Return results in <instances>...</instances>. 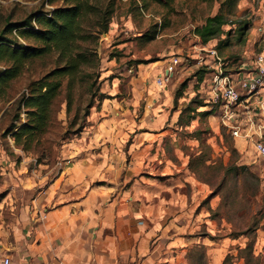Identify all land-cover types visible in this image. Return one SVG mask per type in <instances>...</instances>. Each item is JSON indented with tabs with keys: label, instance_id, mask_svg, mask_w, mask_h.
<instances>
[{
	"label": "rangeland",
	"instance_id": "1",
	"mask_svg": "<svg viewBox=\"0 0 264 264\" xmlns=\"http://www.w3.org/2000/svg\"><path fill=\"white\" fill-rule=\"evenodd\" d=\"M113 2L108 31L95 46L100 57L95 85L86 81L73 89L69 112L63 85L52 123L36 146L23 151L7 131L25 120L18 101L33 81L55 67V56L28 63L0 99V258L19 234L33 235L54 208V196L82 200L93 189L94 198L106 202L131 196L145 204L154 195L179 200L176 213L181 217L167 215L159 230L169 237H154L146 249L141 247L147 253L157 246V262L264 264V156L254 148L256 137L264 142V117L250 120L243 113L233 121L255 133V139L231 133L224 108L206 91L212 90L217 61L205 51L214 48L222 74L236 82L264 53V0H174L171 11L153 2L145 9L141 0ZM55 6H63L62 0L53 5L48 0H0V31L7 21L48 13ZM221 8L232 23L219 39L196 42L193 29ZM154 29L152 40H141L140 35ZM176 56L190 66L177 67L175 77L158 87L155 78ZM182 82L183 100L174 103ZM165 90L173 97L168 109L162 107ZM98 91L106 98L94 97ZM158 95L162 100L154 104ZM195 96L203 105L199 113L184 110ZM93 97L85 116L80 109ZM143 141L152 145L149 153L157 159L145 161L134 152ZM76 182L85 184L77 188ZM148 224L143 222V229ZM171 236L178 239L169 246Z\"/></svg>",
	"mask_w": 264,
	"mask_h": 264
},
{
	"label": "trees",
	"instance_id": "2",
	"mask_svg": "<svg viewBox=\"0 0 264 264\" xmlns=\"http://www.w3.org/2000/svg\"><path fill=\"white\" fill-rule=\"evenodd\" d=\"M56 1L58 0H48V3L53 5ZM141 1L145 9L148 2H153L170 11L174 2V0ZM199 1L213 3L218 0ZM62 3L63 6H55L48 13L36 12L23 20L7 21L0 31V99L5 95L10 83L22 74L28 63L45 56H55V67L33 81L18 101L24 110L25 120L18 126L12 125L7 131L15 146L23 151L36 146L40 137L46 133L53 120L56 99L64 84L66 111L69 112L73 89L86 81L92 87L99 77L98 73H94L100 64L95 46L100 34L108 31L114 2L62 0ZM225 4L220 3L221 6ZM228 16L229 14L221 8L213 16H208L201 25L196 26L193 29L194 35L202 44L219 39L224 33V26L232 23ZM155 32L156 29L152 34L145 32L139 37L143 41H150L154 38ZM113 58L115 55H111L110 59ZM197 80L201 82L202 75ZM185 87L184 82L178 86L174 93V103L182 96ZM96 95L99 97L98 100L106 98L100 91L94 97ZM94 97L80 109L85 112V116L89 115V109L93 107ZM196 97L189 100L184 110L198 112L197 109L203 105L196 101ZM192 104H195L194 108H190ZM210 196L208 195L205 200Z\"/></svg>",
	"mask_w": 264,
	"mask_h": 264
},
{
	"label": "crops",
	"instance_id": "3",
	"mask_svg": "<svg viewBox=\"0 0 264 264\" xmlns=\"http://www.w3.org/2000/svg\"><path fill=\"white\" fill-rule=\"evenodd\" d=\"M194 37L199 42V38ZM206 91L212 93L210 89ZM165 94L167 98L162 107L168 109L173 104L172 92L165 90ZM161 97L158 95L152 102L155 104L162 100ZM135 147L134 152L145 156V161L158 158L156 155L151 157L152 145L144 141ZM84 184L79 182L75 187ZM92 191L82 200L64 201L62 197L57 200L54 196V208L44 214L33 235L30 236V231L16 235L18 238L4 256H8L12 264H171L168 259L163 263L153 259L157 246L147 253L141 252V247L146 249L154 237H169L167 231L159 233V230L167 221V215H173V220L181 217L176 213L179 200L174 195L171 198L154 195L143 204L141 199L131 196L99 201ZM90 204L92 208H84ZM147 220L151 225L143 229V222ZM177 239L171 236L169 246ZM136 256L139 259L135 263Z\"/></svg>",
	"mask_w": 264,
	"mask_h": 264
},
{
	"label": "built area",
	"instance_id": "4",
	"mask_svg": "<svg viewBox=\"0 0 264 264\" xmlns=\"http://www.w3.org/2000/svg\"><path fill=\"white\" fill-rule=\"evenodd\" d=\"M205 51L208 53V57L217 61V71L212 79V100L214 103H221L224 108V115L228 118V124L226 125L236 137L241 136L242 132H244V137L247 139L256 136L255 133H246L247 130H244V127L238 123L233 125V121L238 122L243 113L250 120L256 115L264 117V53L258 55L253 66L243 72L239 79L234 82L229 76L222 74L221 58L216 50L210 48ZM203 60L199 59L198 63L201 62L202 64ZM189 63L188 60L182 61L179 56L172 58L162 73L155 78L156 85L160 88L164 87L175 77L177 67L183 68L186 66L187 69L190 66ZM204 65L207 66L208 63L205 62ZM249 122L252 125L254 124L253 121ZM254 148L259 155L264 156V142L261 139L256 137ZM0 264H12L11 259L8 256H2Z\"/></svg>",
	"mask_w": 264,
	"mask_h": 264
}]
</instances>
